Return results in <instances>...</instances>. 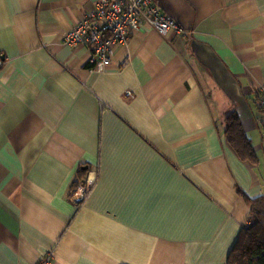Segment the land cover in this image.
Returning a JSON list of instances; mask_svg holds the SVG:
<instances>
[{
    "label": "crops",
    "instance_id": "obj_1",
    "mask_svg": "<svg viewBox=\"0 0 264 264\" xmlns=\"http://www.w3.org/2000/svg\"><path fill=\"white\" fill-rule=\"evenodd\" d=\"M98 1L0 0V264H226L264 198V0H153L183 33L95 72L63 38Z\"/></svg>",
    "mask_w": 264,
    "mask_h": 264
},
{
    "label": "built area",
    "instance_id": "obj_2",
    "mask_svg": "<svg viewBox=\"0 0 264 264\" xmlns=\"http://www.w3.org/2000/svg\"><path fill=\"white\" fill-rule=\"evenodd\" d=\"M147 26L161 36L183 29L169 16L161 12L153 0H99L93 10L79 19L72 30L63 38V44L75 48L88 47V66L91 71L101 72L111 65L117 47L124 46L130 34ZM0 59V68L2 67ZM261 108L260 122L264 136V89L259 99ZM95 183L89 175L75 181L68 194L70 202L81 206L88 197ZM53 254H46L37 264H52Z\"/></svg>",
    "mask_w": 264,
    "mask_h": 264
},
{
    "label": "trees",
    "instance_id": "obj_3",
    "mask_svg": "<svg viewBox=\"0 0 264 264\" xmlns=\"http://www.w3.org/2000/svg\"><path fill=\"white\" fill-rule=\"evenodd\" d=\"M89 68V66H88ZM226 135L236 153L243 160L254 159L248 140L243 135L237 120L231 115L226 119ZM84 178V172L79 171L75 181ZM249 217L252 223L240 231L227 257L226 264H264V198L249 201Z\"/></svg>",
    "mask_w": 264,
    "mask_h": 264
}]
</instances>
